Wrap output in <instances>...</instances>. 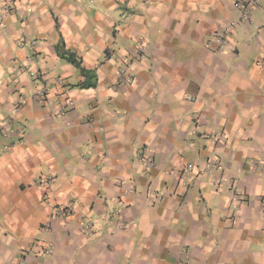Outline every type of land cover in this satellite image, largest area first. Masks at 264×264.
I'll list each match as a JSON object with an SVG mask.
<instances>
[{
    "label": "crops",
    "instance_id": "obj_1",
    "mask_svg": "<svg viewBox=\"0 0 264 264\" xmlns=\"http://www.w3.org/2000/svg\"><path fill=\"white\" fill-rule=\"evenodd\" d=\"M236 1H0V129H25L0 137V264H264V0L222 49Z\"/></svg>",
    "mask_w": 264,
    "mask_h": 264
},
{
    "label": "built area",
    "instance_id": "obj_2",
    "mask_svg": "<svg viewBox=\"0 0 264 264\" xmlns=\"http://www.w3.org/2000/svg\"><path fill=\"white\" fill-rule=\"evenodd\" d=\"M2 1V0H0ZM260 4V0H237L235 2V7L239 13V17L238 20L235 23H232L230 26H226L225 28H223L222 30H220L218 32V38L221 41V48H227L229 46L230 43V38L232 35V28L236 25L237 22H241V23H249L251 22L252 19V11L253 9H255L256 7H258V5ZM6 11V10H5ZM4 14L3 11H0V18H3ZM143 44H140V47H142ZM144 52V48H140L139 53ZM130 67L131 64L130 62L124 66H121L119 68V76H120V83L123 85H127L129 83L133 82V77L130 74ZM46 93L42 92L41 96L42 99L40 100L42 102V104H44L45 102L48 101V98L46 97ZM192 99V98H191ZM65 107L67 108H73L75 105V101L71 98H66L64 103ZM25 129L24 128H20L18 127V125L13 126L12 125V129L11 130H6V129H0V137L1 136H5L7 134H17V135H22L24 133ZM6 149L8 150V146H5ZM144 158V164L150 168L154 165L155 163V157L154 154L152 152H147L146 154H144L143 156ZM218 166V163L215 162L214 160H207L206 161V169L209 171H213L216 167ZM194 167V164H188V169H191ZM261 202H262V210L264 212V195L261 198ZM67 209L64 210H60L58 212H56L57 216L62 215L63 212H65ZM53 248L52 247H48L46 249L47 253H52ZM186 252L183 251L182 252V259H183V264L187 263V257H186Z\"/></svg>",
    "mask_w": 264,
    "mask_h": 264
},
{
    "label": "trees",
    "instance_id": "obj_3",
    "mask_svg": "<svg viewBox=\"0 0 264 264\" xmlns=\"http://www.w3.org/2000/svg\"><path fill=\"white\" fill-rule=\"evenodd\" d=\"M56 51L62 59L72 63L84 77V79L80 81L77 86L82 88H91L97 86L98 77L96 69L86 68L83 65L82 57L73 50L69 49L64 40L60 41V43L56 46Z\"/></svg>",
    "mask_w": 264,
    "mask_h": 264
}]
</instances>
